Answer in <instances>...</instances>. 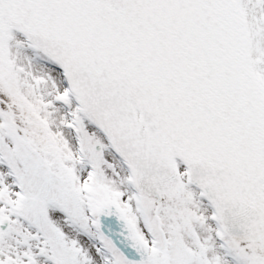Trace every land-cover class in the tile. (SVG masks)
<instances>
[{
  "label": "snow or ice",
  "instance_id": "snow-or-ice-1",
  "mask_svg": "<svg viewBox=\"0 0 264 264\" xmlns=\"http://www.w3.org/2000/svg\"><path fill=\"white\" fill-rule=\"evenodd\" d=\"M0 264H264V0H0Z\"/></svg>",
  "mask_w": 264,
  "mask_h": 264
}]
</instances>
